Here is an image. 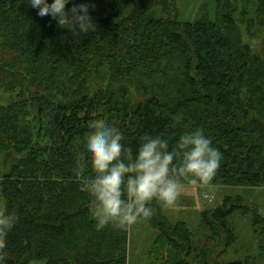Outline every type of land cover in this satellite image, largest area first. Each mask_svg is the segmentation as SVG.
<instances>
[{"label":"trees","instance_id":"16d2710c","mask_svg":"<svg viewBox=\"0 0 264 264\" xmlns=\"http://www.w3.org/2000/svg\"><path fill=\"white\" fill-rule=\"evenodd\" d=\"M81 2L95 29L73 35L27 0H0V204L18 217L5 264H128L132 226L97 231L82 190L94 173L74 172L97 121L133 151L144 134L172 146L200 128L222 156L209 186L264 187V0H216L215 16L203 6L194 22L176 0ZM150 206L155 263L228 264L241 210L258 254L235 264H264V214L242 196L202 211L197 234Z\"/></svg>","mask_w":264,"mask_h":264},{"label":"clouds","instance_id":"9594fccd","mask_svg":"<svg viewBox=\"0 0 264 264\" xmlns=\"http://www.w3.org/2000/svg\"><path fill=\"white\" fill-rule=\"evenodd\" d=\"M40 17L50 16L73 35L95 29L91 5L76 0H27ZM71 7L66 8V5ZM182 117L177 115L176 122ZM124 134L114 126L97 121L84 140L85 163L74 169L83 178L90 167L94 175L84 179L82 190L93 197L89 209L97 231L107 226L126 230L141 219L150 218L153 200L172 207L186 185L209 186L221 163V153L204 131L196 128L181 134L176 143L160 135L144 134L135 150L123 143ZM215 193L208 192L209 202ZM18 217L0 204V264H5L7 236Z\"/></svg>","mask_w":264,"mask_h":264},{"label":"rangeland","instance_id":"374dc122","mask_svg":"<svg viewBox=\"0 0 264 264\" xmlns=\"http://www.w3.org/2000/svg\"><path fill=\"white\" fill-rule=\"evenodd\" d=\"M180 20L194 22L206 6L210 17L215 16L216 0H176ZM253 41V40H252ZM264 42V37L260 43ZM255 46L260 44L254 42ZM3 100H9L10 95L1 92ZM214 192V199L209 202L206 193ZM225 194L242 196L249 205L257 207L264 214V187H214L203 188L186 185L182 190L176 204L172 207H162V214L171 222H185L194 232L201 231V213L206 209H212L221 203ZM230 223L238 235L239 252L234 251L228 257V264H235L241 257L257 255V238L252 230V216L244 214L241 210L230 217ZM157 234L143 220L132 225L129 241V264H159L152 260L150 250L153 249V240ZM155 259V258H154Z\"/></svg>","mask_w":264,"mask_h":264},{"label":"crops","instance_id":"0c3cea01","mask_svg":"<svg viewBox=\"0 0 264 264\" xmlns=\"http://www.w3.org/2000/svg\"><path fill=\"white\" fill-rule=\"evenodd\" d=\"M129 256V255H128ZM128 264H129V257H128Z\"/></svg>","mask_w":264,"mask_h":264}]
</instances>
